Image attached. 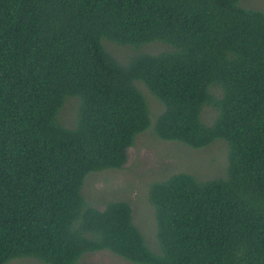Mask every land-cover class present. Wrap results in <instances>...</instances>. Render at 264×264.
<instances>
[{"label":"trees","instance_id":"obj_1","mask_svg":"<svg viewBox=\"0 0 264 264\" xmlns=\"http://www.w3.org/2000/svg\"><path fill=\"white\" fill-rule=\"evenodd\" d=\"M242 1L0 0V264H264V12ZM104 41L164 50L121 66ZM136 82L163 107L153 125ZM149 128L227 144L223 178L150 187L157 252L126 202L98 210L81 194Z\"/></svg>","mask_w":264,"mask_h":264},{"label":"rangeland","instance_id":"obj_2","mask_svg":"<svg viewBox=\"0 0 264 264\" xmlns=\"http://www.w3.org/2000/svg\"><path fill=\"white\" fill-rule=\"evenodd\" d=\"M243 8L264 12V0H243ZM105 50L121 65L125 66L137 53L156 54L163 51L157 44L142 46L138 50L103 42ZM148 104L151 124L163 111V107L146 90L141 82L135 83ZM213 112L204 110L201 122L210 126ZM211 122V123H210ZM149 128L140 133L134 147L127 150L125 164L119 170H103L88 174L82 187L85 203L102 210L115 202H126L132 209L135 226L145 239L148 248L158 251L154 211L149 202L150 187L176 173H186L199 181H210L224 177L227 165V144L215 140L201 149H190L181 143L159 141ZM9 264H39L31 259H19ZM78 264H129L106 252L88 254Z\"/></svg>","mask_w":264,"mask_h":264}]
</instances>
